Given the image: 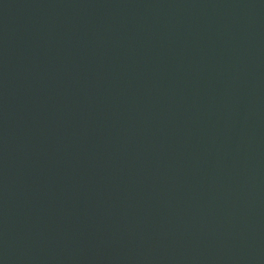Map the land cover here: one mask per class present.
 Listing matches in <instances>:
<instances>
[{"label":"water","instance_id":"water-1","mask_svg":"<svg viewBox=\"0 0 264 264\" xmlns=\"http://www.w3.org/2000/svg\"><path fill=\"white\" fill-rule=\"evenodd\" d=\"M0 264H264V0H0Z\"/></svg>","mask_w":264,"mask_h":264}]
</instances>
